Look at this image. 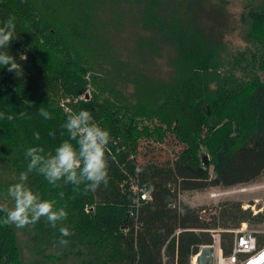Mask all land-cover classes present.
I'll use <instances>...</instances> for the list:
<instances>
[{
	"label": "trees",
	"instance_id": "trees-1",
	"mask_svg": "<svg viewBox=\"0 0 264 264\" xmlns=\"http://www.w3.org/2000/svg\"><path fill=\"white\" fill-rule=\"evenodd\" d=\"M202 7L195 0H0V22L16 18L19 38L7 51L20 66L0 68V204L13 206L7 189L26 170L29 147L47 153L68 138L61 125L69 110H89L112 137L109 182L94 193L29 174L27 185L66 209L63 224L74 233L64 247L60 225L41 218L24 227L44 263L191 264L213 244L210 230L264 224V210L253 215L241 202L221 204L208 220L180 200L264 176V6L242 17L249 29L238 50L212 33L213 13ZM41 106L51 119L39 115ZM168 138L181 146L173 159H140L142 140ZM4 217L0 264H24L18 228ZM221 240L229 253L233 233Z\"/></svg>",
	"mask_w": 264,
	"mask_h": 264
},
{
	"label": "clouds",
	"instance_id": "clouds-1",
	"mask_svg": "<svg viewBox=\"0 0 264 264\" xmlns=\"http://www.w3.org/2000/svg\"><path fill=\"white\" fill-rule=\"evenodd\" d=\"M15 20L16 18L10 15L0 22V68L7 67L10 72H17L20 68L15 58L7 51L11 42L19 38ZM25 58L23 56V59ZM38 111L45 120L52 118V114L44 107L41 106ZM25 115L26 113H20L21 117ZM3 117L4 113H0V118ZM6 118L11 121L13 116L8 115ZM61 127L67 131L68 138L54 151L46 153L40 146L26 150V170L21 171L18 182L7 189V196L13 201V206L10 208L7 204H0V212L5 213L2 220L4 225H15L17 228L35 226L41 218H45L53 229L60 225V238L57 243L66 247L69 240L65 237L74 235L63 224L68 216L66 209L56 207L55 200L42 199L39 193L34 192L27 185L29 174L35 172L53 186L63 181L65 184L74 185L76 192H80L83 186V194L94 193L102 185L107 187L109 182L108 146L112 137L108 130L94 121L92 113L87 109L78 112L69 110ZM49 135L55 136V132L50 131ZM34 137L39 140L40 134L34 133Z\"/></svg>",
	"mask_w": 264,
	"mask_h": 264
},
{
	"label": "rangeland",
	"instance_id": "rangeland-1",
	"mask_svg": "<svg viewBox=\"0 0 264 264\" xmlns=\"http://www.w3.org/2000/svg\"><path fill=\"white\" fill-rule=\"evenodd\" d=\"M202 7L199 12L204 14L213 13L212 18V33L220 35L233 50L244 49L247 45L248 24L242 21V17L251 8L255 9L261 5L264 6V0H195ZM217 8V11H212ZM264 78V74H262ZM147 124V123H146ZM181 146L174 145L171 138H168L165 143L158 144L150 140L141 141V160H148L154 156L159 160L173 159ZM252 188L248 192L225 194L223 196L214 198L215 193H225L233 189L224 188H209L205 191H189L184 192L180 200L193 208L204 209L202 216L210 220L211 216L215 214L221 204L226 202H241L244 205H256L257 208H264V176L257 182L247 185ZM243 208V207H242ZM252 211V209H248ZM253 212V211H252ZM259 228V227H258ZM233 229H221L223 232L233 233ZM217 230V229H216ZM234 235V234H233ZM18 237L21 246V255L24 264H46L41 256L35 253L34 246L29 239L26 231L23 228H18ZM193 260V258H192ZM77 261L70 260L66 264H75ZM193 262V261H192Z\"/></svg>",
	"mask_w": 264,
	"mask_h": 264
},
{
	"label": "built area",
	"instance_id": "built-area-1",
	"mask_svg": "<svg viewBox=\"0 0 264 264\" xmlns=\"http://www.w3.org/2000/svg\"><path fill=\"white\" fill-rule=\"evenodd\" d=\"M249 190H252L249 186H240L225 193H215L213 197L217 198L225 194L243 193ZM134 191L140 195L142 200L146 201L149 199V195L143 190H139L136 187ZM242 207L244 210L251 208L253 215H258L264 210V208H257L256 205H243ZM210 231L214 240L211 245L215 250L214 264H264V224L259 228H253L248 223H242L241 226L232 230L234 242L229 253H226L222 248V230L217 229ZM192 261L191 264H193Z\"/></svg>",
	"mask_w": 264,
	"mask_h": 264
},
{
	"label": "water",
	"instance_id": "water-1",
	"mask_svg": "<svg viewBox=\"0 0 264 264\" xmlns=\"http://www.w3.org/2000/svg\"><path fill=\"white\" fill-rule=\"evenodd\" d=\"M86 98H89V94L86 95ZM201 157L204 165L210 164L208 153H202ZM214 251V247L211 245L203 246L200 252L196 255L197 264H214Z\"/></svg>",
	"mask_w": 264,
	"mask_h": 264
},
{
	"label": "bare ground",
	"instance_id": "bare-ground-1",
	"mask_svg": "<svg viewBox=\"0 0 264 264\" xmlns=\"http://www.w3.org/2000/svg\"><path fill=\"white\" fill-rule=\"evenodd\" d=\"M193 264H197V257H193Z\"/></svg>",
	"mask_w": 264,
	"mask_h": 264
}]
</instances>
